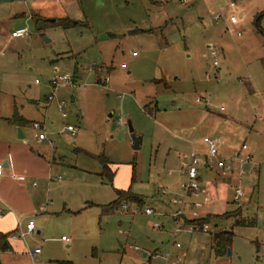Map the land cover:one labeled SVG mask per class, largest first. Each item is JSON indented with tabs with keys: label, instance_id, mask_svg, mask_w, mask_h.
Listing matches in <instances>:
<instances>
[{
	"label": "rangeland",
	"instance_id": "374dc122",
	"mask_svg": "<svg viewBox=\"0 0 264 264\" xmlns=\"http://www.w3.org/2000/svg\"><path fill=\"white\" fill-rule=\"evenodd\" d=\"M214 12L209 0H0V141L18 137L15 118L23 116L29 147L55 161L48 179L33 180L49 211L33 215L34 233L19 229L28 253L6 252L5 264H163L156 254L173 241L182 244L172 251L181 264H264V34L253 9L238 8L239 25L216 21ZM66 19L82 23L65 28ZM24 28L27 36L12 37ZM64 73L75 85L54 88ZM206 136L219 140L227 161L247 144L253 166L234 164L248 172L233 180L200 166V181L216 192L196 211L213 216L206 231L176 232L172 200L188 182L183 158L204 154ZM125 189L146 203L108 208ZM147 206L157 214L147 215ZM236 209L255 224L219 216ZM20 218L25 230L28 218ZM221 230L232 232L228 246L215 238Z\"/></svg>",
	"mask_w": 264,
	"mask_h": 264
},
{
	"label": "crops",
	"instance_id": "0c3cea01",
	"mask_svg": "<svg viewBox=\"0 0 264 264\" xmlns=\"http://www.w3.org/2000/svg\"><path fill=\"white\" fill-rule=\"evenodd\" d=\"M209 1H210L211 7H213L215 9L214 15H217V14L222 15L216 21H220L221 18L224 17V19H226V23L228 22L229 24H231L229 18L225 17V14L223 13L224 10H226L227 8L229 9V6H227V8H226L224 6L222 0H209ZM238 3H239V6H238L239 9H241L242 11L246 8L253 9V10L257 11L258 12L257 14L264 11V0H239ZM231 25H233V24H231ZM208 47L211 50L213 57L215 59H217L218 53H217V50L215 49V47L213 45H209ZM222 109H224V108L222 107ZM154 111L152 110V112H154ZM23 118L26 119L25 117H23ZM28 124L31 125L30 122ZM16 126L19 128L23 127L17 123H16L15 127ZM23 133H24V131H23ZM24 135H25V133H24ZM25 137H26V135H25ZM25 137L20 138L18 135V137L16 138V137H14V135L12 136V134H11L8 139L0 141V163H2L5 166L4 174H3V176L0 177V231L12 233L10 236V243L12 245V250L6 251V252H10V253L16 252L18 247H21L20 252H22L24 255H25V253H28L26 246L24 245V243L21 240H18V237H17V235H18V222H19V219H23V218H20V215L23 214L25 216V218L26 217L28 218V221H30V220L34 221L33 215H36V211H41V210L46 211V209L48 207L45 206L39 200L40 199L39 193H38L37 189H35L38 187V183H37V181H33V180H36V179L42 180V179H46L47 177L49 178L50 175L52 174L53 168L55 167L54 166L55 161L54 160H53L54 162L50 161L47 157H45V155H43L39 152L33 151V149L31 147H29L27 140H25L26 139ZM20 140H23V141H20ZM39 140H41V139H39ZM216 140H218V139H216ZM189 155H185L183 158V164L185 166L184 171L186 170V157ZM239 168H240L239 166H236V168L234 169L233 172L223 173V174H229L230 180H233L234 178H240L241 179L243 176L240 175V169ZM170 174L171 175L173 174L172 171H170ZM217 175L221 176V173L217 172ZM21 176H24L25 180H21L19 178ZM114 178H115V176L113 177V179ZM199 178H200V171H199ZM28 181H29L28 184H31L30 186L29 185L27 186V184H26ZM59 181H61V180H59ZM35 183H36V185H35ZM200 183H201L203 189L205 190V192L202 193L199 197H195L194 195L190 194L187 197V202L185 204H180V203L176 202L177 200L181 199L183 197V195L182 196L178 195L181 198H179V199L175 198L172 200V204L174 206L178 207V210L184 211V215H183L184 222L179 220V223L180 222L183 223V225H181V223H180L182 229H185V227H187V226L193 225V226L198 228L197 230H199L198 225L191 222L195 219H198V218L194 217V215H193L194 210L192 211V209H193L192 203L196 202V201H200L202 204L201 207H203L204 205H207L212 201V196L216 192V191H214V193H213V191H212V194H213L212 195L210 193V189H208L207 186L203 185L202 181H200ZM184 184L185 183H183L181 186L182 189H183ZM221 187H225V184H221ZM29 189H32L33 191H30ZM206 195L209 196V201L207 203H204L203 201H204V197ZM149 205H151V204H149ZM151 207H153V206H151ZM63 209L66 210V207L64 206ZM69 212H71V210H69ZM207 214H211V213H207ZM204 216H207V215H204ZM204 216L200 215L199 218L204 217ZM172 218H173V220L176 219L174 217V214L172 215ZM175 222H177V220H175ZM35 231H36V229H35ZM37 232H38V234H40L41 230H38ZM66 242H68V241H66ZM169 251L172 252L173 247ZM6 252H0L1 264L6 263V258H7ZM172 254H173V252H172ZM147 255L148 254L145 253L144 256H147ZM162 255H163V252H160L159 254H156V257H159L160 259H162L164 261Z\"/></svg>",
	"mask_w": 264,
	"mask_h": 264
},
{
	"label": "built area",
	"instance_id": "2783aa9c",
	"mask_svg": "<svg viewBox=\"0 0 264 264\" xmlns=\"http://www.w3.org/2000/svg\"><path fill=\"white\" fill-rule=\"evenodd\" d=\"M180 2L186 3L187 0H179ZM228 2V6L231 9V15L229 17V20L231 22V24L233 25H239L240 23V19L239 16L237 15L238 12V5L235 2V0H227ZM222 15L221 14H217L215 15V20H218ZM237 34L241 35L242 31L238 30ZM28 35V30L27 29H19L16 31L12 32V37H23V36H27ZM133 55H136V52L133 53ZM215 65H218L217 60L215 59ZM122 68L126 67V64L123 63ZM109 77H106V80H108ZM52 85L54 88H58L59 86H73L75 85V81L74 78L72 76H70L67 73L64 74H57V76H55L53 78V80L51 81ZM53 96L49 97V100H53ZM198 101H202L200 98H198ZM66 116V115H65ZM33 127L38 130V131H42L44 129V125L41 122H34ZM68 131H70L72 134H74L76 132V128L73 126H68ZM39 139L41 140H45L46 139V134L43 132L39 133ZM204 143L207 147L206 151L204 154H198L196 152H192L189 156L186 157V175L188 177V182H186L183 185V190H184V195L181 199L177 200L176 202L180 203V204H185L187 202V197L191 194L194 195L195 197H199L202 193L205 192V190L203 189L201 183H200V178H199V167H205L209 170H222L223 173L226 172H233L234 171V164H239L240 165H244V164H252V155L250 153H248V149L249 146L247 144H243L241 146V148L239 150H237L235 152V154L233 156H231L229 158V161H227L226 159H221V151L219 148V142L218 140L206 136L204 137ZM253 166V164H252ZM4 170H5V166L0 163V177L3 176L4 174ZM254 171V167H251L250 172ZM219 172V171H218ZM248 172V170H244L241 169L240 170V175L244 176L246 175ZM220 173V172H219ZM21 180H25L24 176L19 177ZM58 180H62V177L60 176L58 178ZM36 185V183H35ZM244 194V190L239 187L236 188V192H235V201L238 202L241 198V196H243ZM209 201V196H205L204 197V203H207ZM132 203H128V202H124L121 204L120 207L124 208V209H129L131 207ZM201 202L200 201H196L192 203V207L194 209L193 211V215L196 218H199L200 215L199 213L196 211L197 208L201 207ZM134 212V210H133ZM144 212L147 215H156L157 211L154 207L151 206H147L144 210ZM184 211L183 210H179L174 214V217L176 218L175 220H177V228H176V232L181 230L182 227L179 223V220L184 222ZM155 228L158 229H162L163 226L159 223L156 222L154 224ZM19 229L21 230V236H26L28 234H31L35 231L36 229V224L33 220H30L27 222V224L25 225V230H24V223L23 221H19L18 222V232ZM198 228L191 225V226H187L185 227L184 230L192 232L194 230H197ZM208 229V226L206 225L204 227V230L206 231ZM65 241H69L68 238H66L65 236H63L62 238ZM172 247L174 248H181L182 244L178 241H173L172 243ZM138 247H135V250H138ZM41 251V247L38 246L36 248H34L33 250H31V254L32 255H37L39 252ZM163 259H164V263L163 264H181L182 263V255L177 254V255H173L171 251L165 252L162 255Z\"/></svg>",
	"mask_w": 264,
	"mask_h": 264
},
{
	"label": "trees",
	"instance_id": "16d2710c",
	"mask_svg": "<svg viewBox=\"0 0 264 264\" xmlns=\"http://www.w3.org/2000/svg\"><path fill=\"white\" fill-rule=\"evenodd\" d=\"M264 17V11L257 14L256 16V22L257 25L260 29V32L264 34V28L261 26V19ZM67 22L65 23V28H70V27H77L80 26V24L82 23L81 21H77V20H70V19H66ZM15 121L17 122V124H19L20 126H25L26 124L29 123V121H27L26 119H24L22 116L20 115H16ZM102 161L108 162L107 158L105 157H101ZM105 167L107 168V170L110 171V175L111 176H115V173L113 175V172L110 170L109 166L107 164H105ZM112 177V179H113ZM124 202H134L137 203L140 206H143L145 203V199L137 194H134L131 189L128 190H118L117 191V199L112 202V204L108 205V208H112V209H116L119 208L121 206L122 203ZM241 209H236L235 211H230V212H226L222 215V217H235L236 218V225L239 226H253L255 224L254 219L253 220H249L247 221L245 218L242 217L241 215ZM213 214H208L207 216L195 219L193 221H191L194 224H197L200 230H204V227L210 222L211 218H212ZM242 217V218H238V217ZM12 233H8V232H2L0 231V252H6V251H11L12 250V245L10 243V236ZM222 237H226V240L224 241L225 245L228 246L231 241H232V232L231 231H226V230H221L218 233V240H221ZM223 242V241H222ZM57 264H75L74 262L67 260V261H57Z\"/></svg>",
	"mask_w": 264,
	"mask_h": 264
},
{
	"label": "water",
	"instance_id": "95a60500",
	"mask_svg": "<svg viewBox=\"0 0 264 264\" xmlns=\"http://www.w3.org/2000/svg\"><path fill=\"white\" fill-rule=\"evenodd\" d=\"M18 130H19V137H20V138H24L25 135H24V133H23L22 128H19ZM130 130H131V132L133 133L134 128H133V126L131 125V123H130ZM133 139H134V149H139V148H140V140H141L140 137H138V136H136L135 134H133ZM217 236H218V233L215 234V238H217ZM228 252L230 253V249H229ZM144 255H145V254H144ZM0 264H1V261H0Z\"/></svg>",
	"mask_w": 264,
	"mask_h": 264
}]
</instances>
